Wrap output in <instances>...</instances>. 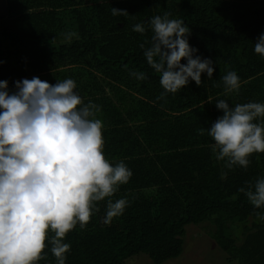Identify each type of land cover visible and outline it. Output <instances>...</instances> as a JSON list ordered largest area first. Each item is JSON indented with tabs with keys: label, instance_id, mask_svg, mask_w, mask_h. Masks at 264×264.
Returning a JSON list of instances; mask_svg holds the SVG:
<instances>
[{
	"label": "trees",
	"instance_id": "trees-1",
	"mask_svg": "<svg viewBox=\"0 0 264 264\" xmlns=\"http://www.w3.org/2000/svg\"><path fill=\"white\" fill-rule=\"evenodd\" d=\"M6 3L0 14V81L8 82L11 93L23 79L74 80L84 104L99 109L94 118L103 124L106 159L113 165L123 161L132 173L112 197L95 205L99 211L84 228L77 224L67 234L65 264H126L138 255L163 264L183 254L188 227L203 223L212 225L211 238L231 255L229 262L264 264V220L257 215L264 216V208L239 191L264 179V153L252 154L247 168H228L227 159L216 158L208 135L223 115L218 100L230 107L264 104V56L254 50L264 34V0ZM112 8L128 15L113 16ZM166 12L184 21L196 55L210 58L215 69L212 78L202 74L201 86L190 81L174 94L165 93L144 55L153 42L151 19ZM137 24L143 33L133 30ZM230 71L239 77L238 92L225 91L222 77ZM108 199L127 201L110 224L104 223ZM52 236L49 230L37 264H57Z\"/></svg>",
	"mask_w": 264,
	"mask_h": 264
},
{
	"label": "clouds",
	"instance_id": "clouds-1",
	"mask_svg": "<svg viewBox=\"0 0 264 264\" xmlns=\"http://www.w3.org/2000/svg\"><path fill=\"white\" fill-rule=\"evenodd\" d=\"M111 11L113 16L128 15L126 10ZM169 15L151 19L153 42L144 55L160 74L165 93L174 94L190 81L201 86L202 74L212 78L215 69L210 58L196 55L184 21ZM133 30L145 31L141 24ZM254 50L264 56V34ZM132 75L146 78L144 73ZM222 80L226 93L239 91L236 72H228ZM15 86L17 91L10 93L8 82L0 81V264H37L44 258L49 230L54 233L51 252L57 264H65L70 250L64 242L67 234L77 224L84 228L99 211L95 205L112 197L132 173L123 161L113 165L106 159L103 124L94 118L99 109L84 104L74 80L50 84L33 77L16 81ZM216 107L223 115L208 130L216 158L227 159L228 168H247L252 154L264 153V123L255 122L264 118V104L230 107L226 100H218ZM239 191L256 208H264V179ZM126 204L125 199H108L104 223L122 215Z\"/></svg>",
	"mask_w": 264,
	"mask_h": 264
},
{
	"label": "rangeland",
	"instance_id": "rangeland-1",
	"mask_svg": "<svg viewBox=\"0 0 264 264\" xmlns=\"http://www.w3.org/2000/svg\"><path fill=\"white\" fill-rule=\"evenodd\" d=\"M6 0H0V14L6 11ZM214 228L210 223L189 226L183 254L174 260L163 264H239L237 261L229 262L231 256L220 249L213 241L210 231ZM126 264H154L146 255L130 258Z\"/></svg>",
	"mask_w": 264,
	"mask_h": 264
}]
</instances>
